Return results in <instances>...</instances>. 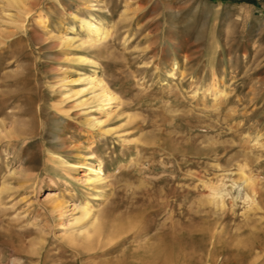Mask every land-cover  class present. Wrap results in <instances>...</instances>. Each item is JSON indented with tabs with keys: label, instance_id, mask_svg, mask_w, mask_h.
<instances>
[{
	"label": "rangeland",
	"instance_id": "obj_1",
	"mask_svg": "<svg viewBox=\"0 0 264 264\" xmlns=\"http://www.w3.org/2000/svg\"><path fill=\"white\" fill-rule=\"evenodd\" d=\"M243 155L264 183V0H0V264H264V212L208 203Z\"/></svg>",
	"mask_w": 264,
	"mask_h": 264
},
{
	"label": "bare ground",
	"instance_id": "obj_2",
	"mask_svg": "<svg viewBox=\"0 0 264 264\" xmlns=\"http://www.w3.org/2000/svg\"><path fill=\"white\" fill-rule=\"evenodd\" d=\"M8 1L12 2V4L16 2V0H8ZM79 23H80V27L88 32L89 34L88 37L90 38L89 40H94L93 41L94 43L101 42L107 39L108 37H111L112 35L111 30H108L104 27H100L99 25L100 21L92 16L80 18ZM111 98H112L111 95L109 96L105 95V99L110 100ZM255 164H256L255 167L259 166L258 165L259 163L258 164L255 163ZM253 165H254V161L250 159L249 156L245 155L244 157H242V159L237 160L234 165H231V166H235L234 171L229 168L228 169L226 168L225 169L226 174L225 175L222 174L219 177L218 184L216 185L210 184L211 186L208 189H210L209 193L211 199L210 200L208 199V203L210 204L212 203L217 208L219 207L222 210L225 208H229V210L231 211V210H235L239 202H243L244 204L245 203L248 204L247 206L249 208L248 211H251L248 212L247 209L246 210L244 209L243 213H245V215L247 213L256 215L257 213L264 212V202H263L264 183H262L261 181L262 178L261 179L259 178L260 175L253 173L254 172ZM103 180L104 178L100 176V172H99L96 173L95 178L92 180V182L100 183ZM207 187H209V185ZM7 189H8V185L5 182H3L2 188L0 189V193ZM79 209H80V217L76 221L90 222V220H92L89 229L85 230L82 234L83 235L82 246L85 248H89L90 246H92L94 240L100 239V237L102 236V232H103V226H101L102 221L100 222V218L98 216L93 215L92 208L88 203L83 204L82 206L79 207ZM248 217L249 216H247V219ZM157 250L156 248L153 250H149L151 251L152 256L149 257L148 261L147 259H144L142 261V264H177L178 261L177 259H175V257H178V255L174 257V255L172 256L169 253H164L163 252L164 249L161 253H156ZM160 254L162 255L160 256Z\"/></svg>",
	"mask_w": 264,
	"mask_h": 264
}]
</instances>
